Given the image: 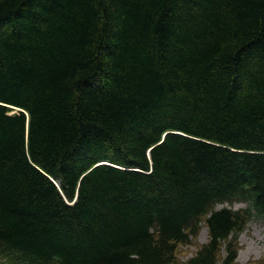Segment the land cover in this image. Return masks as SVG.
<instances>
[{
    "label": "trees",
    "instance_id": "16d2710c",
    "mask_svg": "<svg viewBox=\"0 0 264 264\" xmlns=\"http://www.w3.org/2000/svg\"><path fill=\"white\" fill-rule=\"evenodd\" d=\"M254 216L264 0H0V264H177L202 222L186 264H233Z\"/></svg>",
    "mask_w": 264,
    "mask_h": 264
},
{
    "label": "rangeland",
    "instance_id": "374dc122",
    "mask_svg": "<svg viewBox=\"0 0 264 264\" xmlns=\"http://www.w3.org/2000/svg\"><path fill=\"white\" fill-rule=\"evenodd\" d=\"M228 207L227 204L218 205L216 210ZM233 210L243 209L242 203H234ZM208 241V231L204 222L200 225L198 235L190 239L189 243L181 244L177 248V264L187 261ZM223 254V253H222ZM264 262V220L254 216L246 229L238 237V256L233 264H262Z\"/></svg>",
    "mask_w": 264,
    "mask_h": 264
}]
</instances>
